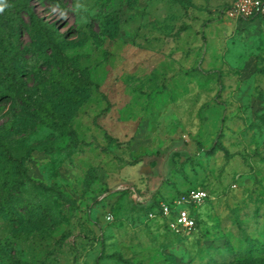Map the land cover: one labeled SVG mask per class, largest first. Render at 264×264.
Listing matches in <instances>:
<instances>
[{
  "label": "rangeland",
  "instance_id": "374dc122",
  "mask_svg": "<svg viewBox=\"0 0 264 264\" xmlns=\"http://www.w3.org/2000/svg\"><path fill=\"white\" fill-rule=\"evenodd\" d=\"M232 1L0 0V264H264V15Z\"/></svg>",
  "mask_w": 264,
  "mask_h": 264
},
{
  "label": "built area",
  "instance_id": "2783aa9c",
  "mask_svg": "<svg viewBox=\"0 0 264 264\" xmlns=\"http://www.w3.org/2000/svg\"><path fill=\"white\" fill-rule=\"evenodd\" d=\"M221 17L247 19L264 15V0H234L219 10ZM208 194L197 188L182 193L169 204L160 205V215L167 218V225L175 233L190 232L196 226L197 208ZM151 215H156L152 212Z\"/></svg>",
  "mask_w": 264,
  "mask_h": 264
},
{
  "label": "clouds",
  "instance_id": "9594fccd",
  "mask_svg": "<svg viewBox=\"0 0 264 264\" xmlns=\"http://www.w3.org/2000/svg\"><path fill=\"white\" fill-rule=\"evenodd\" d=\"M4 10V8L2 6H0V12H2Z\"/></svg>",
  "mask_w": 264,
  "mask_h": 264
}]
</instances>
